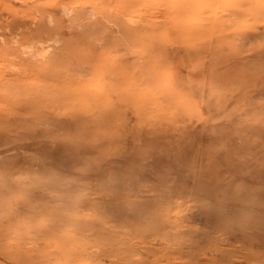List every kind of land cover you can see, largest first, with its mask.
<instances>
[{
    "label": "rangeland",
    "instance_id": "obj_1",
    "mask_svg": "<svg viewBox=\"0 0 264 264\" xmlns=\"http://www.w3.org/2000/svg\"><path fill=\"white\" fill-rule=\"evenodd\" d=\"M53 1L0 0V46L57 26L60 68L140 99L111 122L61 98L10 125L0 264H264V0H132L119 22L114 0Z\"/></svg>",
    "mask_w": 264,
    "mask_h": 264
},
{
    "label": "bare ground",
    "instance_id": "obj_2",
    "mask_svg": "<svg viewBox=\"0 0 264 264\" xmlns=\"http://www.w3.org/2000/svg\"><path fill=\"white\" fill-rule=\"evenodd\" d=\"M142 1H144V0H142ZM176 1H175V3H176ZM160 2H161V0H160ZM114 3H115L114 6H116V8H115L116 11L114 14L115 15L114 17L116 18L115 21L119 22L117 16L122 15V13L124 11L129 10V8L132 6L133 3H132V0H114ZM181 3L182 2L176 3V4L180 5V7H183L181 5ZM58 4L59 3L55 0L51 3L53 8H57ZM63 4H64V6H62V7L64 9L63 10L64 14L66 13L68 15L70 10L68 9V6L65 5L66 3L63 2ZM107 4H108V2H107ZM182 4H184V3H182ZM136 5H137V2L135 4V6ZM165 5L168 6L167 4H165ZM192 5H190V6H192ZM195 5H196V3H195ZM169 6H168V8H169ZM184 6H186V5H184ZM199 6H201V4ZM189 7H188V9H189ZM95 9L97 11H100L101 6L100 7L97 6V7H95ZM193 9L194 8H192V10ZM193 11L196 12L195 10H193ZM198 11H199V9H198ZM242 11H244V10L242 9ZM126 12H128V11H126ZM246 13H244V15H246ZM124 14H127V13H124ZM228 15L232 16L233 14H228ZM123 16H125V15H123ZM67 17L68 16H66V18ZM126 18H128V17H126ZM131 19L129 21L127 19L129 24L132 23ZM133 20H135V19H133ZM245 20H246V18H245ZM143 24L145 25V23H143ZM133 25H135V23ZM239 25L241 26V24H238V26ZM240 26H239V28H240ZM6 27H8V26L6 25ZM234 27H236V25ZM255 27H257V26H255ZM113 28H114V26H113ZM117 28H116V31H117L116 33H118V31L122 30L121 25H120V28H118V30H117ZM151 28H153V26ZM244 28H245V26H244ZM156 29H157V27H156ZM249 29H250V27H249ZM6 30L11 31L8 29H6ZM61 30L57 26H52V27L48 26L46 28V30L43 31L42 36L45 37V42H49L48 44H46L45 42L38 43L37 40L32 41V42L23 41L21 43V48H19L20 46H18V48L11 47L12 48L11 51H8V49H5L4 46L3 47L0 46V122L5 123V125L2 126V128L0 129V143L1 142L7 143L9 141V139L11 137L10 132L12 131V129L10 128V125L16 123L18 120L19 121L22 120V118L26 115V111H30L28 109L29 107L38 106V105L47 106V105H50L49 104L50 102H54L55 100H60L61 98H64V99L70 98V99H73V100L78 101V102L80 100L89 99L91 101L90 102L91 109H89L90 114L93 115V112H95V115H99V116H97V118H100L104 121H110L111 122L113 119L118 118L122 104H124V105H126V104L135 105L139 102V99H140V92L139 91L128 88V90L126 92L124 91V93H121L116 88H113L111 86L112 83L108 79H106V77L102 76L99 73H97L95 76L93 74L92 70L90 69V66L88 68L87 67L83 68L82 71L86 72V74H82V75H80V73L76 74L75 71L67 68L66 65H65L66 66L65 69H63L64 66L60 68V63L62 60L59 61V57L62 55V53L56 52L54 47L56 46L55 43L58 42V39H59L58 37H60L59 32ZM235 30H237V29H234L231 32H234ZM241 30H243V27ZM245 31L246 30H244V32ZM256 33H258V32H255V34ZM124 34L129 35L128 37H130L132 41H135L136 37H135L134 31H130V32L125 31ZM241 34L246 35L243 33H241ZM69 35H70V37L73 36L70 33H69ZM25 36H26V34L23 33L22 37H25ZM226 36H230V35H226ZM237 37L238 36H236V38ZM113 38H116V35L113 36ZM5 39H6L5 31L0 26V42L4 43ZM24 39L25 38H23L22 40H24ZM116 40H118V38H116ZM50 41H52V42H50ZM11 45H13V44H11ZM258 45H261V44L258 43ZM15 46H16V44H15ZM158 49H159V47H158ZM147 50H145V51L147 52ZM147 55H149V54H147ZM31 57H33V59L35 58L36 62L30 61L29 58H31ZM82 67H83V65H82ZM77 68H79V67H77ZM89 71H90V74H87V72H89ZM244 71H246V70H244ZM246 72H248V71H246ZM249 73H251V72H249ZM238 78L240 79V77H238ZM247 79H248V77H247ZM228 81H226V82H228ZM243 81H244V79H243ZM220 83H218V84H220ZM218 84L216 86L214 85L213 88H215V89L210 91L211 94L215 93V90L217 89V87H219ZM220 85H222V83ZM220 87H222V86H220ZM217 94H219V93H217ZM162 96H163V94H162ZM165 96L166 95H164L163 97H165ZM213 96H215V95H212V97ZM214 98H217V95ZM47 101H49V102H47ZM167 101L169 102V99ZM253 102H255V101H253ZM94 107L97 108V111L94 110L95 109ZM100 109L103 111L105 110V113H103V115L100 114ZM256 109H257V106H256ZM77 113H78V111H77ZM72 115L74 116V114H72ZM245 115H248V114H245ZM10 179H11V183H12L13 179L12 178H10ZM5 183L6 182H3V183L0 182V184L2 185L1 188L3 190H10L11 184L7 185ZM0 214H3L2 210H0ZM252 231H254V230H252Z\"/></svg>",
    "mask_w": 264,
    "mask_h": 264
}]
</instances>
